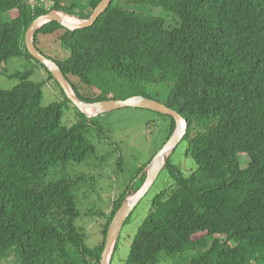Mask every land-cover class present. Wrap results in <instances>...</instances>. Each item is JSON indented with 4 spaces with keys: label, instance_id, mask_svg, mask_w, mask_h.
Listing matches in <instances>:
<instances>
[{
    "label": "trees",
    "instance_id": "1",
    "mask_svg": "<svg viewBox=\"0 0 264 264\" xmlns=\"http://www.w3.org/2000/svg\"><path fill=\"white\" fill-rule=\"evenodd\" d=\"M50 1L48 10L27 0H0V64L36 60L25 35L39 16L57 11L87 20L101 0ZM129 5L161 8L178 18L177 27ZM59 30L70 56L56 61L83 101L148 97L189 122L183 141L198 170L187 177L164 167L173 186L155 197L126 264H264V0H113L90 27L71 31L47 23L35 33L37 47L41 34ZM32 75L17 73L15 88L0 89V262L13 257L14 264H101L113 217L140 186H128L109 216L85 214L107 220L102 243L88 246L87 232L78 226L79 186L49 175L97 156L92 131L109 139L99 116L90 119L75 106L76 119L65 126L73 103L62 91L64 101L43 105L45 83ZM79 86L99 94L90 98ZM153 86L167 89L165 99L152 96ZM159 115L170 119L167 141L176 120ZM140 179L142 185L145 174ZM190 252L195 256L188 258Z\"/></svg>",
    "mask_w": 264,
    "mask_h": 264
},
{
    "label": "rangeland",
    "instance_id": "2",
    "mask_svg": "<svg viewBox=\"0 0 264 264\" xmlns=\"http://www.w3.org/2000/svg\"><path fill=\"white\" fill-rule=\"evenodd\" d=\"M127 8L148 16L164 18L167 26L177 27L178 18L175 15L166 13L161 8L150 6L129 5ZM73 17L74 23L82 20L76 16ZM62 30L52 34H41L39 36V49L49 58L59 61H65L69 58L70 52L65 50L60 41ZM33 71L31 79L35 82H44L43 105L48 106L55 102L65 100L60 87L54 80H50L47 70L36 60L26 58H13L6 63L0 64V89L11 90L15 88L20 81L15 79L17 73ZM80 92L90 98L99 94L97 89L79 86ZM152 96L160 93V98L165 99L167 89L161 86L152 87ZM70 110L65 112L63 124L71 126L76 119L74 105H69ZM89 113H95L96 110L89 109ZM97 123L105 127L104 132L108 140H99L96 131L88 134L89 139L97 149V156L87 160L82 164H69L67 167H58L51 171L50 180L60 177L70 178L79 187L76 191L78 209L83 213V217L78 222V226L86 230V243L90 247H96L103 241L102 229L107 222L105 218L88 217L85 214L104 212L109 216L112 212L114 201L118 196L128 188L135 186L141 188V177L150 167L142 169L164 146L169 130L170 119L161 117L159 113L147 109L135 107H123L113 110L97 117ZM111 142V143H110ZM117 147L119 151H117ZM188 143L181 142L171 153L169 168H177L185 176H190L192 172L198 170L197 163L190 157H187ZM122 153L124 164L122 169L117 165L119 155ZM153 160V159H152ZM151 160V161H152ZM241 165L246 168L249 163L247 156L240 158ZM79 179H81L79 181ZM173 186V178L169 169L165 168L159 174L156 182L148 193L141 199L133 213L130 215V221L124 225L119 235L118 251L115 254L113 264H126L130 253V247L138 229L144 220L152 212V205L155 197L167 188ZM139 188V189H140ZM128 199H132L135 195ZM85 215V216H84ZM195 256L193 252L187 253V257ZM13 257L3 260L0 264H14ZM164 264H171L164 263Z\"/></svg>",
    "mask_w": 264,
    "mask_h": 264
},
{
    "label": "water",
    "instance_id": "3",
    "mask_svg": "<svg viewBox=\"0 0 264 264\" xmlns=\"http://www.w3.org/2000/svg\"><path fill=\"white\" fill-rule=\"evenodd\" d=\"M112 2L113 0H101L98 6L94 9L89 19L82 20L81 22L75 24L68 23L60 15V12L50 11L47 14L39 16L29 27L25 35V44L30 55L41 64L46 66V68L53 75L55 81L58 83L60 89L64 92L67 98L80 112L86 114L90 119L123 107H135L147 109L162 115H167L176 120V128L174 132L149 164L148 167L150 168L147 171V175L145 176L143 185L140 189H138L132 199H126L123 202L120 209L114 215L107 232L105 247L101 256V264L111 263L116 243L124 227V224L133 213L141 199L152 188L164 167L169 165V158L172 151L184 140L189 129L188 120L185 119L180 113L171 109L165 103L152 98L130 97L126 100H115L111 98L105 101L92 103L83 101L70 86L64 72L61 70L57 61L47 57L37 47L35 42V33L47 23L57 22L62 25V27L71 31L84 29L94 25L97 19L109 9ZM88 108H95L96 112L89 113L87 111Z\"/></svg>",
    "mask_w": 264,
    "mask_h": 264
},
{
    "label": "built area",
    "instance_id": "4",
    "mask_svg": "<svg viewBox=\"0 0 264 264\" xmlns=\"http://www.w3.org/2000/svg\"><path fill=\"white\" fill-rule=\"evenodd\" d=\"M27 4L32 8H45L48 10L53 7V2L50 0H27Z\"/></svg>",
    "mask_w": 264,
    "mask_h": 264
},
{
    "label": "bare ground",
    "instance_id": "5",
    "mask_svg": "<svg viewBox=\"0 0 264 264\" xmlns=\"http://www.w3.org/2000/svg\"><path fill=\"white\" fill-rule=\"evenodd\" d=\"M60 15L68 22V23H70V24H75L74 23V20H73V17H70V16H65V15H62L61 13H60ZM89 109H94L95 110V108H88L87 109V111L89 110ZM89 112V111H88Z\"/></svg>",
    "mask_w": 264,
    "mask_h": 264
},
{
    "label": "flooded vegetation",
    "instance_id": "6",
    "mask_svg": "<svg viewBox=\"0 0 264 264\" xmlns=\"http://www.w3.org/2000/svg\"><path fill=\"white\" fill-rule=\"evenodd\" d=\"M60 90H61V89H60ZM61 92H62V90H61ZM62 93H63V92H62ZM169 138H170V137H169ZM167 141H168V140H167ZM167 141H166V142H167ZM166 142H165V143H166ZM165 143H164V144H165Z\"/></svg>",
    "mask_w": 264,
    "mask_h": 264
}]
</instances>
